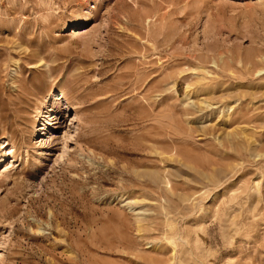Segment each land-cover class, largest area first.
Listing matches in <instances>:
<instances>
[{
	"label": "rangeland",
	"instance_id": "rangeland-1",
	"mask_svg": "<svg viewBox=\"0 0 264 264\" xmlns=\"http://www.w3.org/2000/svg\"><path fill=\"white\" fill-rule=\"evenodd\" d=\"M0 161V264H264V0H0Z\"/></svg>",
	"mask_w": 264,
	"mask_h": 264
},
{
	"label": "bare ground",
	"instance_id": "bare-ground-1",
	"mask_svg": "<svg viewBox=\"0 0 264 264\" xmlns=\"http://www.w3.org/2000/svg\"><path fill=\"white\" fill-rule=\"evenodd\" d=\"M9 149H10V147H9ZM1 162V161H0ZM7 164V163H6Z\"/></svg>",
	"mask_w": 264,
	"mask_h": 264
}]
</instances>
